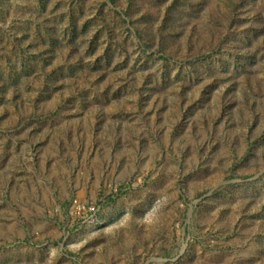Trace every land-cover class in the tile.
I'll return each instance as SVG.
<instances>
[{"label": "rangeland", "instance_id": "obj_1", "mask_svg": "<svg viewBox=\"0 0 264 264\" xmlns=\"http://www.w3.org/2000/svg\"><path fill=\"white\" fill-rule=\"evenodd\" d=\"M0 264H264V0H0Z\"/></svg>", "mask_w": 264, "mask_h": 264}]
</instances>
